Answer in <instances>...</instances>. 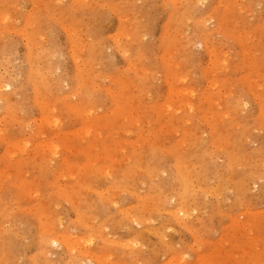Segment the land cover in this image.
I'll use <instances>...</instances> for the list:
<instances>
[{
	"label": "rangeland",
	"instance_id": "374dc122",
	"mask_svg": "<svg viewBox=\"0 0 264 264\" xmlns=\"http://www.w3.org/2000/svg\"><path fill=\"white\" fill-rule=\"evenodd\" d=\"M0 86V264H264V0H0Z\"/></svg>",
	"mask_w": 264,
	"mask_h": 264
},
{
	"label": "bare ground",
	"instance_id": "6f19581e",
	"mask_svg": "<svg viewBox=\"0 0 264 264\" xmlns=\"http://www.w3.org/2000/svg\"><path fill=\"white\" fill-rule=\"evenodd\" d=\"M226 6H227V5H226ZM6 19H7V18H6ZM3 21H4V20H3ZM78 58H79V57H78ZM75 59H77V58H75ZM77 60H78V59H77ZM58 67H59V66H58ZM171 81H172V80H171ZM7 84H8V83H7ZM8 86H9V85H8ZM0 87H1V86H0ZM2 87H3V85H2ZM7 88H8V87H7ZM178 92H179V91H178ZM190 105H191V104H190ZM190 109H191V108H190ZM81 110H82V109H81ZM45 120H46V119H45ZM56 122H57V121H56ZM88 133H89V132H88ZM54 150H55V149H54ZM54 150H53V151H54ZM55 151H56V150H55ZM103 168H104V167H103ZM181 211H182V210H181ZM172 214H173V213H172ZM174 214H175V213H174ZM174 214H173V215H174ZM179 215H180V214H179ZM184 217H185V216H184ZM180 218H181V217H180ZM137 221H138V220H137ZM52 233H53V232H52ZM50 234H51V233H50ZM58 234H59V233H58ZM55 238H56V236H55ZM49 240H50V238H49ZM51 240H53V238H52ZM57 240H58V239H57ZM74 240H75V239H74ZM64 241H65V240H64ZM70 241H71V240H70ZM68 242H69V241H68ZM68 242H67V243H68ZM57 243H58V241H57ZM63 243H64V242H63ZM65 244H66V243H65ZM126 245H127V244H126ZM66 246L70 247L69 244L66 245ZM84 254H85V253H84ZM85 255H86V254H85Z\"/></svg>",
	"mask_w": 264,
	"mask_h": 264
}]
</instances>
